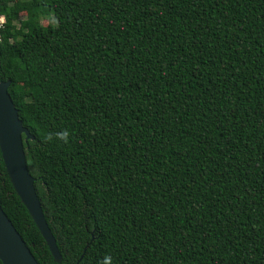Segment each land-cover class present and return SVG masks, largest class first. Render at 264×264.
Here are the masks:
<instances>
[{
  "label": "trees",
  "instance_id": "obj_1",
  "mask_svg": "<svg viewBox=\"0 0 264 264\" xmlns=\"http://www.w3.org/2000/svg\"><path fill=\"white\" fill-rule=\"evenodd\" d=\"M0 17L60 259L1 154L0 206L39 264H264V0H0Z\"/></svg>",
  "mask_w": 264,
  "mask_h": 264
},
{
  "label": "water",
  "instance_id": "obj_2",
  "mask_svg": "<svg viewBox=\"0 0 264 264\" xmlns=\"http://www.w3.org/2000/svg\"><path fill=\"white\" fill-rule=\"evenodd\" d=\"M10 81H0V154L14 191L26 207L54 259H60L28 171L23 141L33 138L22 125L8 93ZM24 135V138L22 137ZM1 264H39L0 206ZM78 264V263H76Z\"/></svg>",
  "mask_w": 264,
  "mask_h": 264
},
{
  "label": "rangeland",
  "instance_id": "obj_3",
  "mask_svg": "<svg viewBox=\"0 0 264 264\" xmlns=\"http://www.w3.org/2000/svg\"><path fill=\"white\" fill-rule=\"evenodd\" d=\"M20 16L21 17H24V13H20ZM53 18V17H52ZM52 18H42L41 19V23L43 24V25H46L48 22H54V18L52 19ZM3 20L2 19H0V23L2 22Z\"/></svg>",
  "mask_w": 264,
  "mask_h": 264
},
{
  "label": "clouds",
  "instance_id": "obj_4",
  "mask_svg": "<svg viewBox=\"0 0 264 264\" xmlns=\"http://www.w3.org/2000/svg\"><path fill=\"white\" fill-rule=\"evenodd\" d=\"M63 138H64V136L61 135V136H60V139H63ZM104 264H111V258L108 257V256H106V257L104 258Z\"/></svg>",
  "mask_w": 264,
  "mask_h": 264
},
{
  "label": "built area",
  "instance_id": "obj_5",
  "mask_svg": "<svg viewBox=\"0 0 264 264\" xmlns=\"http://www.w3.org/2000/svg\"><path fill=\"white\" fill-rule=\"evenodd\" d=\"M0 19H2V20H3V17H0ZM2 22H3V21H2ZM2 22H1V23H2ZM1 23H0V25H1Z\"/></svg>",
  "mask_w": 264,
  "mask_h": 264
}]
</instances>
